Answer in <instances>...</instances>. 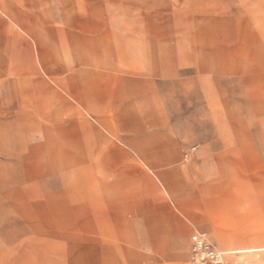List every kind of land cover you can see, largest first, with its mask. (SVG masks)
Here are the masks:
<instances>
[{
    "label": "rangeland",
    "instance_id": "obj_1",
    "mask_svg": "<svg viewBox=\"0 0 264 264\" xmlns=\"http://www.w3.org/2000/svg\"><path fill=\"white\" fill-rule=\"evenodd\" d=\"M264 264V0H0V264Z\"/></svg>",
    "mask_w": 264,
    "mask_h": 264
},
{
    "label": "built area",
    "instance_id": "obj_2",
    "mask_svg": "<svg viewBox=\"0 0 264 264\" xmlns=\"http://www.w3.org/2000/svg\"><path fill=\"white\" fill-rule=\"evenodd\" d=\"M188 264H225L224 254L213 246L204 233L196 231L190 237Z\"/></svg>",
    "mask_w": 264,
    "mask_h": 264
},
{
    "label": "bare ground",
    "instance_id": "obj_3",
    "mask_svg": "<svg viewBox=\"0 0 264 264\" xmlns=\"http://www.w3.org/2000/svg\"><path fill=\"white\" fill-rule=\"evenodd\" d=\"M221 253H223L222 251H220ZM224 254V253H223Z\"/></svg>",
    "mask_w": 264,
    "mask_h": 264
},
{
    "label": "crops",
    "instance_id": "obj_4",
    "mask_svg": "<svg viewBox=\"0 0 264 264\" xmlns=\"http://www.w3.org/2000/svg\"><path fill=\"white\" fill-rule=\"evenodd\" d=\"M193 233H194V232H193ZM193 233H192V234H193ZM192 234H191V235H192ZM191 235H190V237H191Z\"/></svg>",
    "mask_w": 264,
    "mask_h": 264
}]
</instances>
